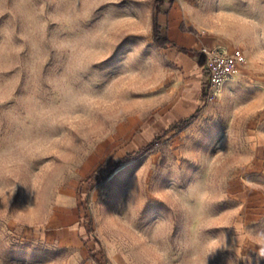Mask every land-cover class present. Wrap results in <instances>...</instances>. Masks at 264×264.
<instances>
[{
  "label": "rangeland",
  "instance_id": "1",
  "mask_svg": "<svg viewBox=\"0 0 264 264\" xmlns=\"http://www.w3.org/2000/svg\"><path fill=\"white\" fill-rule=\"evenodd\" d=\"M152 4L0 0V264H264V0L159 14L238 59L193 108L207 72L156 46Z\"/></svg>",
  "mask_w": 264,
  "mask_h": 264
},
{
  "label": "trees",
  "instance_id": "2",
  "mask_svg": "<svg viewBox=\"0 0 264 264\" xmlns=\"http://www.w3.org/2000/svg\"><path fill=\"white\" fill-rule=\"evenodd\" d=\"M174 0H153L152 4V39L156 46L164 49L168 48H176L178 52H182L189 56H196L197 63L199 66H203L206 61V54L203 51L194 50L191 48L181 47L176 44L173 40H171L166 34L165 29L159 22V14L164 13L167 14L170 8L172 7ZM206 87L202 88L201 98L205 101V93ZM200 108H197L192 114L185 118H181L177 121H174L168 128L156 134L148 143H146L143 147H141L137 151H133L125 155L119 162L128 161L133 159L136 155L141 152H145L149 148H151L166 132L173 129H181L186 126L198 113Z\"/></svg>",
  "mask_w": 264,
  "mask_h": 264
},
{
  "label": "built area",
  "instance_id": "3",
  "mask_svg": "<svg viewBox=\"0 0 264 264\" xmlns=\"http://www.w3.org/2000/svg\"><path fill=\"white\" fill-rule=\"evenodd\" d=\"M203 52L206 54L208 74L205 100L210 101L220 95L225 82L232 75L238 59L232 53L218 48H204Z\"/></svg>",
  "mask_w": 264,
  "mask_h": 264
},
{
  "label": "crops",
  "instance_id": "4",
  "mask_svg": "<svg viewBox=\"0 0 264 264\" xmlns=\"http://www.w3.org/2000/svg\"><path fill=\"white\" fill-rule=\"evenodd\" d=\"M170 49L173 50V52H177L178 53V59H179V61L182 62L186 66V68L187 67L190 68V67H194V66H199L198 63H197V57H196V60L194 61V59H192V57H194V56H189V55L184 54L182 52H178L177 50H175L176 48H168L167 49V51H168V53L170 55L172 53ZM199 67H202V69L207 72V70H206V61H205V63H204L203 66H199ZM207 77H208V74H207ZM207 84H208V81H207ZM201 93H202V85L198 81V82L195 83L193 90L188 93L187 103H188V105L191 108L197 106L201 101L204 102V100H202V98H201Z\"/></svg>",
  "mask_w": 264,
  "mask_h": 264
},
{
  "label": "clouds",
  "instance_id": "5",
  "mask_svg": "<svg viewBox=\"0 0 264 264\" xmlns=\"http://www.w3.org/2000/svg\"><path fill=\"white\" fill-rule=\"evenodd\" d=\"M15 190H16V187H14L10 192L9 191H6L4 189H0V198H5L7 199L8 201H10V199L14 196L15 194ZM217 249H219V245L218 244H213L211 246V249L208 253V255L212 254L214 251H216ZM258 255H261L262 257H264V249H261L259 252H258ZM208 257V256H207ZM207 257L205 258V261H204V264H207Z\"/></svg>",
  "mask_w": 264,
  "mask_h": 264
},
{
  "label": "snow or ice",
  "instance_id": "6",
  "mask_svg": "<svg viewBox=\"0 0 264 264\" xmlns=\"http://www.w3.org/2000/svg\"><path fill=\"white\" fill-rule=\"evenodd\" d=\"M246 23V22H245Z\"/></svg>",
  "mask_w": 264,
  "mask_h": 264
}]
</instances>
